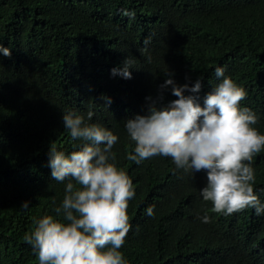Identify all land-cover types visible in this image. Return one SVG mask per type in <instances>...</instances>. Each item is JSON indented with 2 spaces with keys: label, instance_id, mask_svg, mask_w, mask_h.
<instances>
[{
  "label": "trees",
  "instance_id": "16d2710c",
  "mask_svg": "<svg viewBox=\"0 0 264 264\" xmlns=\"http://www.w3.org/2000/svg\"><path fill=\"white\" fill-rule=\"evenodd\" d=\"M0 45L11 51L0 52V264H39L25 235L45 216L68 223L56 209L71 178L51 177L49 150L81 149L64 126L69 113L118 137L110 162L135 193L118 249L126 264H264V213H215L201 195L204 170L178 169L163 156L135 163L125 128L151 101L177 99L171 85L160 87L169 78L189 88L199 79L200 91L184 95L203 106L223 67L264 134V0H0ZM125 64L131 79L112 75ZM252 167L264 204V148Z\"/></svg>",
  "mask_w": 264,
  "mask_h": 264
},
{
  "label": "clouds",
  "instance_id": "9594fccd",
  "mask_svg": "<svg viewBox=\"0 0 264 264\" xmlns=\"http://www.w3.org/2000/svg\"><path fill=\"white\" fill-rule=\"evenodd\" d=\"M0 52L5 57L11 55L2 45ZM111 73L131 79L127 64ZM215 74L223 77L222 82L206 95L203 106L192 95H184L185 91H200L199 79L191 88L166 79L161 89L171 85V94L177 97L166 107H157L146 98L151 101L148 114L125 122L135 142V154L128 159L140 164L153 156L170 157L178 169L192 173L204 170L207 185L201 195L212 203L215 213L230 215L251 207L261 215L264 204L254 193L252 161L264 148V134L253 127L256 114L240 106L245 90L224 76L223 67H217ZM91 116L88 113L89 120ZM63 121L72 140L84 142L80 150L67 156L49 150L51 177L58 182L71 178L62 205L56 209L68 223L45 216L24 239L37 254L39 264H126L118 249L130 230L126 210L135 193L126 172L110 162L115 161L111 150L118 137L99 124H87L80 115L69 113ZM72 180L80 187L75 188ZM28 207V202L21 205ZM146 214L151 217L154 206L148 207ZM202 222L209 223V216L202 217Z\"/></svg>",
  "mask_w": 264,
  "mask_h": 264
}]
</instances>
